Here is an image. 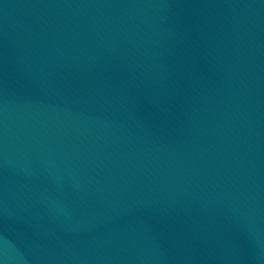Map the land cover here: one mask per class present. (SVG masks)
I'll use <instances>...</instances> for the list:
<instances>
[{
    "label": "water",
    "instance_id": "obj_1",
    "mask_svg": "<svg viewBox=\"0 0 264 264\" xmlns=\"http://www.w3.org/2000/svg\"><path fill=\"white\" fill-rule=\"evenodd\" d=\"M0 264H264V0H0Z\"/></svg>",
    "mask_w": 264,
    "mask_h": 264
}]
</instances>
